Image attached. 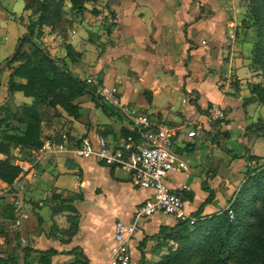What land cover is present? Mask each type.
<instances>
[{"label": "crops", "instance_id": "obj_1", "mask_svg": "<svg viewBox=\"0 0 264 264\" xmlns=\"http://www.w3.org/2000/svg\"><path fill=\"white\" fill-rule=\"evenodd\" d=\"M245 4L244 0H101L99 8L107 6L115 13L105 23L95 17L106 34L99 31L98 42L74 39L73 48L81 59L68 58L65 48L56 49L75 76L96 75L116 86L127 114L143 112L178 127L172 148L187 160L189 169L170 171L165 180L181 193L191 214L200 208L202 216L225 210L245 180L247 168L255 166L247 156H263L256 152L258 127L243 101L249 96L244 83L260 77L247 65L253 28L244 25L248 21ZM111 22L114 24L107 31ZM81 24L71 30L76 33ZM9 72L4 61L0 62V88L7 84ZM8 94L9 105L5 106L31 101L20 91ZM77 101L78 118L57 106L52 108L57 113L51 126L42 128V136H51L63 149L47 152L33 174L19 175L0 197L2 258L13 255L18 259L23 247H31L36 251L29 254L30 264H73L76 249L86 257V264H107L115 222L131 221L139 204L151 195L128 171L76 154L84 138L97 146L100 140L117 144L125 135V119L114 108L92 93ZM212 103L224 109L223 120L207 117ZM190 130L194 136H188ZM61 133L66 135L64 142L59 141ZM13 154L11 149V163L16 158ZM37 154L30 150L26 156ZM67 173L75 174L72 186L66 185ZM6 185L0 179V186ZM26 186L42 187L39 196H26ZM53 194L62 199L75 195L71 204L77 212H53ZM15 201L32 209L29 219L17 229L4 217L6 205ZM75 214L77 230L68 235V217ZM176 222L161 213L143 219L129 243L132 264L158 262L166 251L152 236L162 225L170 227ZM48 249L56 253L45 262L37 251Z\"/></svg>", "mask_w": 264, "mask_h": 264}, {"label": "trees", "instance_id": "obj_2", "mask_svg": "<svg viewBox=\"0 0 264 264\" xmlns=\"http://www.w3.org/2000/svg\"><path fill=\"white\" fill-rule=\"evenodd\" d=\"M100 1L29 0L25 3L23 8L30 10L31 23L28 32L18 38L14 55L6 67L10 68L8 91H20L31 101L13 111L17 126L9 125L12 107L4 106L8 116L0 117V179L8 185L14 183L20 174L19 167L10 161L11 149L19 146L29 152L43 144V114L39 106H59L78 118V98L92 93L84 80L66 67L64 60L53 57L37 42L42 26H48L50 31L61 35L65 30L64 24L76 27L84 21L86 13L100 17L103 23L113 19L115 13L112 10L107 6H97ZM244 1L249 12L248 25L254 32L250 68L264 78V0ZM113 24L109 23L105 29L109 31ZM23 44H28L27 50L22 49ZM64 48L70 59L74 58V54H79L70 40ZM253 86L252 91L264 103L263 85L254 83ZM258 158L256 155L247 156L250 162ZM74 197L71 195L62 199L60 195L53 194V212L65 210L76 213L71 204ZM229 206L233 210V218L227 215L226 209L219 214L202 216L200 208L192 213L196 218L193 223L177 221L170 227L162 225L152 238L158 246L165 248L166 253L154 264H264V163L247 168L246 178L229 200ZM14 208L13 203L6 205V219L13 218ZM77 220L76 214L68 217V235L76 232ZM34 251L31 247H23L20 258L13 255L0 257V264H30L29 254ZM37 252L41 253L40 258L48 262L56 250ZM73 252L77 256L73 264H86L82 252L76 249Z\"/></svg>", "mask_w": 264, "mask_h": 264}, {"label": "built area", "instance_id": "obj_3", "mask_svg": "<svg viewBox=\"0 0 264 264\" xmlns=\"http://www.w3.org/2000/svg\"><path fill=\"white\" fill-rule=\"evenodd\" d=\"M83 80L98 99L114 108L118 116L125 119L123 124L125 135L117 144L100 140L97 146L90 139L84 138L75 149L76 154L82 158L92 157L105 165L124 169L134 177L137 184L151 190V195L136 208L131 221L118 219L114 224L113 241L107 264H132L129 243L143 219L161 213L180 222L195 221L196 218L186 211L181 193L169 187L165 180L170 171L188 170V162L179 157L172 148L178 127L169 126L143 112L127 114L126 104L116 86L104 83L96 75H89ZM207 117L212 121L223 120L224 109L212 103L207 108ZM187 134L194 136L195 132L190 130ZM62 149V146L46 139L35 157L15 152L16 158L12 163L19 167V175L25 177L33 174L47 152ZM8 191L9 185L0 186V197ZM38 204L41 205V202ZM13 205L14 215L10 225L13 229H17L29 219L32 209L26 208L19 201L13 202ZM226 211L230 218L234 217L229 205Z\"/></svg>", "mask_w": 264, "mask_h": 264}, {"label": "rangeland", "instance_id": "obj_4", "mask_svg": "<svg viewBox=\"0 0 264 264\" xmlns=\"http://www.w3.org/2000/svg\"><path fill=\"white\" fill-rule=\"evenodd\" d=\"M29 0H0V62L4 61V65L7 66V62L13 57L14 55V48L17 43V40L19 37L23 36L28 32V26L31 23L30 17L31 13L30 10H25L23 7L26 2ZM246 3V2H245ZM101 5V4H99ZM246 5V4H245ZM103 6V5H102ZM248 8L246 6V17L248 18L247 23L245 22L244 25L248 24L250 22L249 14H248ZM74 25H63L64 32L59 35L58 32H50V28L48 26H42L41 34H39V37L37 38V42L40 43L42 47H44L50 55L53 57H58L57 48L62 47L64 49L65 43L71 39V42L73 43L74 47V39L85 37L89 40H94L95 42H98L100 38L99 31L102 33V35L106 34V31L103 28V25L101 22L96 19L93 15L86 13L85 18L81 26L76 30V33H74L71 29ZM77 35V36H76ZM254 36V32H253ZM102 41L105 42L106 39L103 36ZM253 41V38H252ZM253 43V42H252ZM23 50L28 49V44H23L22 46ZM52 49V50H51ZM65 50V49H64ZM252 50V48H251ZM78 56V58H82L81 54H74V57ZM69 58V57H68ZM252 58V51L248 54L247 59V65L250 68ZM9 66V65H8ZM251 69V68H250ZM85 78V75H83V79ZM0 79L1 73H0ZM254 83H260V85H263L264 87V78L260 75L258 78V81L254 82H246L244 83V87H246L249 90V96L244 97L243 101L245 104L248 105L249 111L253 115V120H255L254 125L257 128L258 131V143L259 147L256 150L258 154H261L263 156H258V160L255 161V165L263 164L264 163V103H262L260 100H258V96L252 91V88H254ZM0 117L2 116H8L7 112H5V104H8L6 101L8 97V82L5 85H1L0 88ZM256 90V89H255ZM16 101L12 107V112L9 113L10 118L9 125L11 127L17 126L16 123V117L13 116V111H17V109L22 105ZM9 105V104H8ZM39 109L42 111L43 114V120L41 122L42 128H46L51 126V119L54 115H56L57 110L49 108L47 106H39ZM45 118V121H44ZM53 120V119H52ZM5 127V126H4ZM19 127V126H18ZM43 128V129H44ZM42 129V131H43ZM43 133H41L42 136ZM43 137V136H42ZM49 139L53 143L54 140L51 138V136H48L45 134V137H43V141ZM66 139V135L61 133L59 141L64 142ZM20 147L17 146L13 150L17 153H22L23 155L27 154V151H23ZM23 151V152H22ZM25 152V153H24ZM30 152V150H29ZM35 152H39V150H35ZM14 155V154H13ZM65 181L67 186H72L73 182L76 181L75 174L74 173H67L65 176ZM42 187L37 188V186L32 187L29 189V187L26 186V196L33 197V199H36L39 196V189ZM22 189V188H21ZM15 191V190H14ZM4 226L6 225V221H3Z\"/></svg>", "mask_w": 264, "mask_h": 264}]
</instances>
